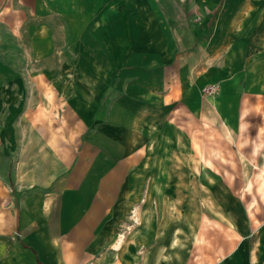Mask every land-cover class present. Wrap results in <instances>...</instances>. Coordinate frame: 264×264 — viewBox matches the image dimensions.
<instances>
[{
	"label": "crops",
	"instance_id": "0c3cea01",
	"mask_svg": "<svg viewBox=\"0 0 264 264\" xmlns=\"http://www.w3.org/2000/svg\"><path fill=\"white\" fill-rule=\"evenodd\" d=\"M248 31L252 46L264 48V0H0V264H180L181 246L170 248L175 236L181 244L180 231L172 233L171 253L159 251L149 262L144 227L118 232L124 220L111 219L112 212L145 145L164 138L159 128L166 119L175 144L190 145L189 159L199 157L192 132L205 120L240 159L251 156L264 120L252 138L249 118L259 103L264 110V82L251 90L254 102L245 98L240 49ZM69 63L80 70L77 103L89 125L71 157L48 152L53 141L38 136L36 119L37 91L47 116L58 95L68 94L52 83L63 79ZM30 64L39 67L27 74L34 84L26 86L22 69ZM214 82L221 83L220 94L203 99L202 88ZM244 106L249 115L240 136ZM173 167L157 173L164 182L195 171ZM200 167L212 195L195 220L183 264H264V169L236 191L221 173L217 181L211 168ZM107 223L112 227L104 232L114 231L113 238L107 249L98 248L108 236L98 229ZM121 233L125 243L115 251Z\"/></svg>",
	"mask_w": 264,
	"mask_h": 264
},
{
	"label": "rangeland",
	"instance_id": "374dc122",
	"mask_svg": "<svg viewBox=\"0 0 264 264\" xmlns=\"http://www.w3.org/2000/svg\"><path fill=\"white\" fill-rule=\"evenodd\" d=\"M251 35L253 37L251 31L246 32V44L244 49H240L245 54V62L242 68L244 69V78L240 81V86L245 89V98H254V93L256 92L251 90L260 82H264V80H259L256 76L257 73L264 75V48L260 49L257 46H252ZM260 50L262 53L259 52ZM36 67L38 68L39 65H24L22 72L25 73L26 78L23 80V83L26 86H32L33 82L27 78V74L33 72ZM51 67L55 70L60 68V64H51ZM66 71L62 76L63 79H53L52 84L54 88H57L58 93H60L62 88L65 92L68 91V94L58 95L53 109L50 107L52 111L47 113L49 117L43 112L44 106H42L41 95L37 91L36 119L40 126L38 128V136L47 135L49 137L48 140L53 141L52 146L49 144L48 152L54 153L56 149L61 154L68 152V156L71 157L76 152V147L80 145V135L87 133L89 125L84 117L85 113L81 112L82 108L78 106L80 103H77L76 94L79 92L77 86L81 84L77 77L80 70L73 63H69ZM237 80H240V77ZM236 84L237 82H235ZM221 87V83L218 82L207 84L201 90L202 98L208 100L214 99L220 94ZM253 98L252 101L254 102ZM256 109V112H253L249 118L250 121H254V124L251 123L252 127L248 130L250 135L248 134L247 136H252V138L260 124L261 120L259 118L263 116L264 120L262 104L259 103ZM257 111H259V114H257L259 117L256 116ZM248 115L249 107L244 106L241 112L240 136H244V132L247 130L246 118ZM203 117L210 120L206 114ZM44 121H47V127H44ZM212 121L215 122L216 118H213ZM168 123V119L160 123V135L163 134L164 138L158 136L154 143L145 145L144 158L136 161L132 168L130 167L131 170L127 177L124 193L121 191L120 194L122 195L118 199L120 207H117L118 210L117 208L114 209L111 219H114V217L123 218V223L118 226V232H124L127 226H131L129 229L139 233L141 232V227H144V233L146 232L148 235L149 262H152V259L155 261V255L159 251L165 253V256L171 253L167 247L172 238V233L173 231H180L181 244L179 238L176 236L178 244L177 246H172V240L170 248L177 249L181 246L175 258L177 261H181L180 264H183L187 261V255L191 248V231L196 224L195 220L196 218L198 219L201 208L205 204L204 200H207L212 195L210 190H206L203 184L204 181L200 176L199 167L201 162L205 170L211 168L217 173V181H221V173L226 179L227 185H229L228 188L237 191L250 174L258 169H264V153L261 154V150L264 148V124H261L262 126L258 130L259 140H256V137L254 138L251 156L249 157V154H245L249 157L248 160L243 153H241L240 159V154L232 150V147L223 140L218 129L213 128L207 120L204 123L202 122V129L201 125H199L197 128L200 129L196 128L197 130L192 132V145L199 157L194 155L189 159L188 152L190 145L187 141L184 144H175L176 133L174 128L168 126ZM221 124L223 125L226 138L231 139V129L225 122ZM82 130H84V133H82ZM247 141V138L239 140V148L243 147ZM175 154L176 156H174ZM260 155L262 158H259ZM175 165L178 169L181 167L182 171L183 167L191 165V170H195L192 172L194 174L191 176H180L179 179H173L170 176L168 181L164 182L162 176L157 173L159 171L163 172L164 168L174 170L173 166ZM146 168L151 173L145 177L142 171ZM205 170L204 173H206ZM196 173L197 176H195ZM173 180L181 182L179 183L178 181V185H172ZM151 183H155L156 186H153ZM129 219L132 220L131 224L126 223ZM143 222L144 225L142 226ZM110 227L112 226H109L107 223L98 229L108 236L102 240H98L96 247L107 249L110 246L109 237L113 236L114 231L112 232L110 229L112 233L110 235L104 232V230H107L106 228ZM79 243L84 246L85 241H79ZM91 243H93L92 240L86 241V247L89 248Z\"/></svg>",
	"mask_w": 264,
	"mask_h": 264
},
{
	"label": "bare ground",
	"instance_id": "6f19581e",
	"mask_svg": "<svg viewBox=\"0 0 264 264\" xmlns=\"http://www.w3.org/2000/svg\"><path fill=\"white\" fill-rule=\"evenodd\" d=\"M264 194V193H263ZM125 235L119 234L115 242L112 244V248L117 251H121L123 248V244L125 243ZM178 238L175 236L172 241V246H177Z\"/></svg>",
	"mask_w": 264,
	"mask_h": 264
}]
</instances>
